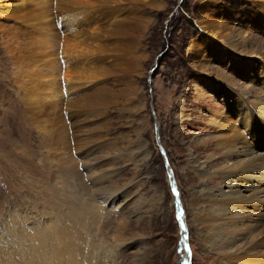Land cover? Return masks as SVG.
<instances>
[{
    "label": "rangeland",
    "instance_id": "374dc122",
    "mask_svg": "<svg viewBox=\"0 0 264 264\" xmlns=\"http://www.w3.org/2000/svg\"><path fill=\"white\" fill-rule=\"evenodd\" d=\"M90 5L0 0V264H182L183 228L188 264H229L216 195L234 182L215 178L226 165L210 166L209 149L236 128L232 162L264 155V0ZM76 38L98 78L28 105L32 76L48 81L53 66L63 85L83 61L62 51ZM231 206L254 219V206Z\"/></svg>",
    "mask_w": 264,
    "mask_h": 264
},
{
    "label": "bare ground",
    "instance_id": "6f19581e",
    "mask_svg": "<svg viewBox=\"0 0 264 264\" xmlns=\"http://www.w3.org/2000/svg\"><path fill=\"white\" fill-rule=\"evenodd\" d=\"M69 1L80 2L85 4L86 6H91L90 5L91 3H94L95 1L98 0H69ZM237 37H238L237 35L232 36V38H234L235 40L232 39L227 44H231L234 47L238 46L239 44H242L240 40L243 39L240 38L239 40H237ZM236 40L238 41V45L235 44ZM250 40L251 38L248 39V41ZM88 46H90V42L85 41L84 39L81 38L64 41L62 44V51H64L67 56L74 55V57H77L79 60H83V61L79 62V65L74 69L75 70L74 73L66 74V75L63 74V76L65 77V79L62 80L63 85L60 82L61 79H59V81L56 80L51 81L56 71V68H54L53 66L47 67V72L51 75V79H49L48 81L47 79L42 81V79L36 78L37 79L36 81H42L36 84L35 77L32 76L30 81L31 86L29 87V89L24 90L25 92L24 98L26 99L28 105H32L33 107H37V108L43 107L44 105L45 106L48 105L51 107L56 104L57 102L55 101L56 99L61 98L64 93L67 94V92L71 91L73 89V85L80 84L79 86L82 87L84 86V83L90 84L94 82L98 78V74L101 72L97 71L95 68L86 67L88 61L85 59H89V60L95 59L94 55H90L89 53L85 52L86 51L85 49ZM69 65H64L63 67H61L63 68V73H65V71L68 70ZM60 74L62 73L60 72ZM48 99H50L51 101H48ZM42 102H43V106H42ZM259 105H261L264 110V100H262L261 104L259 103ZM263 120H264V115H263ZM251 130L257 131L254 125L252 126ZM246 132H249V129ZM242 139L243 138L241 136L239 129L235 128L231 136L221 137V139H217L216 141L211 143L210 145L211 149L209 150L213 152V154L220 153V156L213 159L212 162L210 161L209 164L210 166H212L217 161L225 163L226 166L223 172L221 174L215 175V178L222 179L226 183L234 182V184L229 187L230 188L229 191L220 192V194L216 195V197L219 198L218 200L225 201L224 204L226 208H228L227 209L228 216L226 219L229 221V224L232 227L231 229L232 233L228 239L230 256L227 262H229V264H264V163H263L264 155L257 154L251 151L252 155L246 161L232 162L234 157L242 154V152L240 151L242 147L238 146L241 144L243 145V142H241ZM248 173H258V176L252 177L248 175ZM101 180H102L101 178H98L92 181L91 183L95 184ZM244 181H246L245 184L241 183ZM232 203L242 204V206L246 205V207L254 206V214H253L254 219H252V221H250L251 220L250 219L249 220L250 222L248 223L245 213L238 212L237 214H235L233 210L234 206H231ZM76 211L74 210V212L76 213L72 214L73 221L83 222L82 225L87 227L88 223L90 224V222L88 219H84L86 216L83 214L81 207L80 208L77 207ZM24 218L25 217H23V219ZM26 219H28V217ZM30 219L31 222H33L34 217ZM29 220L26 221L29 222ZM23 249L22 250L20 249L21 252H23ZM34 249L37 250L36 248ZM34 249H32L31 247V249L29 248L28 251L31 250L34 251ZM34 253L35 251L30 254L31 255L30 258L33 257L32 254ZM184 257H185V262L182 261V263L188 264L187 261L189 260L186 259L187 255L184 254ZM89 258L90 257L84 258V263H86ZM35 261L36 262L34 264H38L37 260ZM64 263L66 264V262ZM72 263H73L72 260H69V262L67 261V264H72ZM44 264H46V262H44ZM58 264H62V263H58Z\"/></svg>",
    "mask_w": 264,
    "mask_h": 264
},
{
    "label": "water",
    "instance_id": "95a60500",
    "mask_svg": "<svg viewBox=\"0 0 264 264\" xmlns=\"http://www.w3.org/2000/svg\"><path fill=\"white\" fill-rule=\"evenodd\" d=\"M178 209L180 210V212H179L180 217L179 218H181L182 215H183V211H181L180 207ZM185 230L186 229H184V228L181 230V236H182V238H181L182 239L181 240V249H182V251H184L182 254H186L187 255L186 259L190 260L191 252H190V249H189V245L187 243V237L185 235L187 232ZM182 261L185 262V257H183ZM187 262H189V261H187ZM182 264H184V263H182Z\"/></svg>",
    "mask_w": 264,
    "mask_h": 264
}]
</instances>
